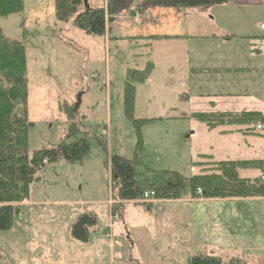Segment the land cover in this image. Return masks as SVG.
Returning a JSON list of instances; mask_svg holds the SVG:
<instances>
[{"label": "rangeland", "instance_id": "374dc122", "mask_svg": "<svg viewBox=\"0 0 264 264\" xmlns=\"http://www.w3.org/2000/svg\"><path fill=\"white\" fill-rule=\"evenodd\" d=\"M20 2L19 13L0 17V36L18 42L24 48L27 117L33 124L27 132V156L31 159L35 151L50 150L61 139L69 143L80 136L65 138L72 122L66 118L63 103L76 110H72V118L80 132L89 135V152L80 162L59 161L46 165L36 174L30 184L28 198L12 206L15 213L12 227L0 231V264L134 262L136 259L129 254L130 250H122L124 246L129 248V235L122 224H118L121 213L115 204L120 206L121 203L114 199L115 192L108 169L109 157L119 155L128 160L137 159L135 177L142 188L146 183L158 186L173 173L186 180L192 177V148H198L194 146L196 143L200 144L199 148H205L208 144L205 134L196 135L197 139L191 133L192 123L201 124L192 118L197 113L189 114L188 119L176 121H159L157 118L164 116L163 106L178 103L182 96L187 98L180 101V105L171 112H181L183 108L192 107L197 100L203 99L195 88L189 94L183 92L188 75L184 70L186 63L183 64L181 53L192 51L199 43L214 38L213 34L222 33L228 28H237L238 35L233 38L240 42H251V45L256 46L252 49L258 51L262 40L259 38L261 35L264 37V30L260 27V24H264V16L253 17L251 22H229V12L219 7L223 5H218L214 6L217 8L205 10L201 17H189L185 24L189 31L185 35H194L184 36L183 39L189 42L177 44V54L171 61L170 48L172 44L178 43L175 38L163 36L145 40L138 38V26L131 29L125 25L131 22L133 15H137L136 11L140 9L138 4L143 1L134 0L132 7L120 15L119 27H113V22H110L115 17L108 20L102 36H92L73 27L71 20H58L55 0ZM106 2L83 0V11L105 6ZM140 22V19L136 20L137 24ZM193 28L205 29L209 35L197 36ZM254 36L259 38L255 39ZM201 54L197 52L195 56L205 60L211 57ZM228 55L223 52L220 56ZM148 66V78L143 83L133 84L130 120L124 105L126 75L128 71H143ZM194 71L204 76L224 70ZM226 92L225 95L236 93V90ZM261 128L257 129L256 126L257 130ZM261 136L264 137V132ZM139 145L141 149L138 152ZM182 193L192 195L187 184ZM196 193H200V189ZM255 199L259 198L245 200ZM154 200L157 199L145 202L140 198L138 202L148 205ZM103 201L109 202L110 210L107 211L100 204ZM87 213L96 215V225L87 230L88 241L82 243L71 236V231L76 219ZM253 215L258 222L259 233L264 235V213L255 208ZM104 230L101 235L106 234V237L101 239L99 233ZM249 242L251 244L245 246L248 250L253 248L252 244L259 247L263 238L254 236ZM238 256L229 260L217 259L223 264H229L246 257ZM260 262L264 264V258Z\"/></svg>", "mask_w": 264, "mask_h": 264}, {"label": "crops", "instance_id": "0c3cea01", "mask_svg": "<svg viewBox=\"0 0 264 264\" xmlns=\"http://www.w3.org/2000/svg\"><path fill=\"white\" fill-rule=\"evenodd\" d=\"M138 6L140 9L136 11L137 15H133L131 22L125 25L131 29L138 26V38L145 40L154 36L175 38L178 43L172 44L170 48L171 61L177 54V44L184 45L189 42L183 39L184 36L194 35H185L189 31L185 27L186 20L189 17H201L205 13V10L196 9L175 11L171 8L145 7L141 2ZM219 7L229 12V22H251L253 17L264 16V0H230ZM125 11L127 10L117 15L114 21H110L113 22V27L120 26V15ZM164 11L168 12L160 13ZM193 11L199 13L195 14ZM138 19L141 20L140 24L136 23ZM261 26L264 24H260ZM236 30L237 28H228L222 33L217 32L213 34L214 38L206 40L208 42L199 43L192 51L181 53L182 62L186 63L184 70L188 75L183 92L189 94L190 90L195 88L203 99L197 100L192 107L183 108L181 112H171L170 110L180 105V101L187 98L182 96L178 103L163 106L164 116H158L159 121L188 119L191 113H261L264 116V53L262 48L254 51L252 48L256 46L251 45V42L234 39L233 36L238 35ZM192 31L197 33V36L209 35L205 29L193 28ZM261 38L264 37L261 35L259 39ZM197 52L211 57L207 60L196 57ZM223 52L229 55L220 56ZM195 69L224 71L201 76ZM228 90H236V93L225 95ZM263 132L264 124L257 130L254 124L208 128L192 123V135L205 134L207 137L204 138L208 141L205 148H199L198 143L194 145L198 148H192L193 176L198 175L202 164L235 161L264 163V137L261 136ZM237 174L240 179L262 178L259 170H240ZM100 204L107 208V211L110 210L109 202L103 201ZM120 206L121 221L118 224H122L129 235V248L124 246L122 250H130L129 254L136 259L134 262L126 261L125 264H187L188 260L195 256L229 260L240 257L238 255L246 256L237 259L244 264H262L260 260L264 258V235L259 233L253 211L258 208L264 213V199L209 200L181 193L180 198L175 200H154L148 205L133 201L121 203ZM239 221L241 222L238 223ZM101 232L105 230L100 231L99 237L102 236ZM95 234L97 236V233ZM243 234L249 238L242 236ZM254 236L263 238V242L259 247L252 244V249H246L245 246L251 244L249 240ZM104 237L106 234L101 239ZM250 251L252 255L249 254Z\"/></svg>", "mask_w": 264, "mask_h": 264}, {"label": "trees", "instance_id": "16d2710c", "mask_svg": "<svg viewBox=\"0 0 264 264\" xmlns=\"http://www.w3.org/2000/svg\"><path fill=\"white\" fill-rule=\"evenodd\" d=\"M134 0H107L105 6L91 7L83 11V0H55L58 20L71 25L92 36H102L108 20L128 9ZM145 7L171 8L182 10H206L210 7L227 4L230 0H140ZM132 7V6H131ZM21 11L20 0H0V17ZM162 37H151L152 40ZM23 46L0 36V231L12 227L14 216L12 206L28 198L30 184L36 174L46 165L59 161L80 162L89 152L86 132L81 133L72 118L74 107L63 103L66 118L71 120L65 138H76L67 143L60 140L56 147L35 151L31 159L27 156L28 130L33 127L27 117V79ZM150 66L143 71H128L125 87V113L132 119L133 84L143 83L149 76ZM73 110V111H72ZM76 112V110L74 111ZM192 118L208 128L220 126H243L264 124L261 114L239 115L231 113H197ZM102 146V144H100ZM138 146L137 150L140 151ZM137 159L128 160L119 155L108 159L114 199L119 203L139 201L145 191H152L157 200L180 198L186 184L193 197L222 200L249 198L264 199V183L261 178L240 179V170H259L264 178V163L255 161H235L202 164L198 175L184 179L178 174L169 175L160 185L145 184L141 187L135 177ZM209 166V168H207ZM200 189L197 195L196 191ZM117 207H121L117 205ZM11 205V206H10ZM116 206L114 210L116 211ZM113 212V214L115 213ZM114 216V215H113ZM96 225V216L87 213L79 216L73 224L71 236L82 243L88 241V229ZM187 264H223L210 256H195ZM229 264H243L240 261Z\"/></svg>", "mask_w": 264, "mask_h": 264}, {"label": "built area", "instance_id": "2783aa9c", "mask_svg": "<svg viewBox=\"0 0 264 264\" xmlns=\"http://www.w3.org/2000/svg\"><path fill=\"white\" fill-rule=\"evenodd\" d=\"M262 29H264V26H261ZM260 48H264V38H262L261 42H260ZM257 129H259V127H257ZM262 183H264V178H261ZM199 192V191H198ZM154 198V193L152 191H146L142 194L141 199L142 201H149L152 200Z\"/></svg>", "mask_w": 264, "mask_h": 264}]
</instances>
